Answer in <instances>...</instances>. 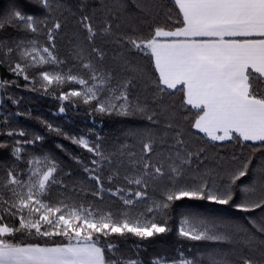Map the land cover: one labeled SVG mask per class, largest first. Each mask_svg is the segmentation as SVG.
<instances>
[{
    "label": "snow or ice",
    "instance_id": "snow-or-ice-1",
    "mask_svg": "<svg viewBox=\"0 0 264 264\" xmlns=\"http://www.w3.org/2000/svg\"><path fill=\"white\" fill-rule=\"evenodd\" d=\"M28 2L42 11V18L13 4L0 15V31L9 27L29 34L46 30L47 43L41 44L35 38L0 40V66L7 65L10 73L32 84L39 79L45 93L53 85H80L79 89L61 91V101L76 98L102 115L140 117L151 125H160L159 117H163L165 123L160 136L149 127L128 130L126 135L141 145L139 156L129 150L127 143L106 152L101 143L84 136L68 137L92 153L90 164L84 168L97 185L92 196L102 200L103 194L110 192L121 202L115 210L72 196L50 199L53 186L67 190L57 179L56 160L48 154L29 155L24 160L23 144H34L43 137L0 144V148L11 147L14 160L27 166L18 171L13 163L0 177V264H143L139 258L120 255L114 239L132 236L146 241L169 232L166 217L175 202L188 199L229 205L238 189L243 199L234 204L236 210L249 213L264 209V160L253 167V157L249 156L239 166L223 170L218 179L212 178V170L201 173L198 168L190 177L185 176L206 152L203 147L192 150L196 133L211 142H259L264 147V0H171L172 7L163 0H134L140 14L152 18L148 34L140 33L134 18L125 15L124 0H100L92 15L82 14L76 21L86 37L81 40L77 36L71 49L73 58L88 72L87 78L72 74L71 69L67 73L41 70L30 78V70L46 65L62 68L65 61L54 52L63 25L56 19L48 26L53 0ZM62 7L56 0V8ZM80 7H88L87 0ZM162 9L164 23L156 24ZM98 11L104 14L101 27L93 24ZM98 38L123 49L113 56L124 76L115 84L113 70L102 67L107 53L96 44ZM132 52L150 58V74L145 66L128 58ZM135 81L144 82L145 90L152 89L150 100L132 97ZM13 83L0 81V88ZM176 93L182 94L179 109L175 99L167 100ZM47 127L61 133L51 124ZM7 135L15 133L9 131ZM100 139L97 135V141ZM158 145H167V152L157 151ZM124 166L131 169V175L124 177L125 186L105 189L99 173L108 167L115 168L113 175H118ZM249 172L253 173L250 183L239 185L238 181ZM113 175H109V182ZM149 189L154 193L151 203L143 210L137 209L141 201L149 199ZM5 217L18 224L5 222ZM248 223L255 232L223 218L185 210L178 230L180 237L236 242L258 256L240 254L232 259L227 253L209 252L187 257L181 252L172 260L154 256L150 264H205V259L207 264H264V219L258 222L249 217ZM39 239L46 242H31Z\"/></svg>",
    "mask_w": 264,
    "mask_h": 264
},
{
    "label": "trees",
    "instance_id": "trees-1",
    "mask_svg": "<svg viewBox=\"0 0 264 264\" xmlns=\"http://www.w3.org/2000/svg\"><path fill=\"white\" fill-rule=\"evenodd\" d=\"M63 4L62 8H56V0H53V11L49 16L48 26H51L56 19H60L63 27L56 36L55 54L59 59L64 60L62 68L55 65H46L41 69H33L29 71V76L36 77L41 70L47 71H63L65 73L71 69L72 74L81 75L84 78L88 77V72L84 70L79 62L71 55L72 44L78 36L81 40L86 37L80 26L76 23L82 14L92 15V9L99 7L100 0H87L88 7L81 9L80 5L83 0H60ZM125 15L134 18L140 33L148 34L152 23L151 17H143L139 10L135 7L134 0H124ZM167 7H172L171 0H163ZM13 4L22 6L26 13L43 16L40 9L34 7L28 0H0V15H3ZM178 11V10H175ZM103 12H96L93 18V24L96 27L103 26ZM142 21H147L142 22ZM156 24L164 23V9L155 20ZM173 22H169L172 24ZM41 29L43 25L39 26ZM130 31V29H129ZM38 39L41 44H46V30L40 31L37 34H29L23 31H17L11 27L0 31V40L13 39ZM96 44L102 47L107 55L102 62V67L113 70L116 79L113 84L123 79L119 68L113 61V56L123 51V49L114 46L111 43L97 39ZM128 58L133 63H138L145 66L146 73L153 71L149 57H145L142 53L132 52L128 54ZM16 59L15 55L11 58ZM100 63V62H96ZM0 81H15L7 88H0V144L13 145L17 140H31L34 136L43 137L42 140L36 141L34 144H23L24 160L28 159L29 155L42 156L48 154L54 158L58 164L57 179L61 180L67 186V190L55 185L51 188L50 199L56 201L62 195L72 196L81 202H91L97 204L98 207L107 209L111 206L114 210L121 206V202L117 197H113L110 192L103 194V199L93 197L92 192L96 190L95 181L89 178L88 173L84 171L85 166L90 164L93 158L92 153L72 142L68 137L84 136L93 143L99 142L106 152H113L121 144L127 143L130 145L129 150L134 151L139 156L141 154V145L134 139L128 137L126 133L129 129H143L146 127L152 128L158 135H162L165 123L163 117L160 125H151L146 119L140 117H121L117 115H102L93 111L92 107L85 105L81 100L70 98L67 101H61L58 97L61 91L67 92L72 89H79L78 84L65 83L63 86L53 85L50 92L45 93L42 87V82L37 79L36 84L31 81H25L23 76L16 77L8 71V66H0ZM136 87L131 89L133 98L140 99L148 98L152 89L145 90L144 82L135 81ZM36 90H33V89ZM180 93H176L174 97H168L167 100L175 99L177 109L181 101ZM13 99L16 103H13ZM63 107L64 112L59 109ZM51 124L54 128L61 129V133L49 131L47 125ZM184 127L187 129L188 125ZM12 131L13 136H8L7 133ZM24 131L26 134L20 136L19 133ZM194 131V130H193ZM97 135L101 138L97 141ZM61 145L62 147H57ZM192 150L205 148L206 152L201 157V161H194L192 168H189L185 173L186 178L193 174V169L198 168L199 172L212 170V178H217L225 169H230L239 166L241 162L247 160L249 156L253 157V167L261 160H264V147L259 142H237V141H217L211 142L203 137V134L196 133L192 139ZM255 149V152H254ZM163 150L167 152V145H158L157 151ZM233 156L236 157L233 160ZM77 160L81 161L78 163ZM16 163L17 170L26 169V164L22 161H15L11 156V147L0 148V177L6 175L5 167ZM115 168L105 167L101 173V178L104 182L105 189L116 188L117 186H125L124 177L131 175V169L127 166L119 169L118 175H113ZM109 175H113V180L109 182ZM26 178V177H24ZM253 178V173L249 172L246 177L238 181L239 185L250 183ZM83 186V191H81ZM75 189V191H74ZM154 193L149 189V199L143 200L137 205V209L143 210L151 203V198ZM243 199V193L238 189L235 190L234 200L229 205H218L208 201L188 200L184 199L175 202L169 210L167 219V227L170 229L165 234L158 235L146 241H141L136 237L128 236L127 238H115L114 242L118 244V253L124 257L139 258L143 264H150L154 256L166 257L168 260L179 258V253L183 252L187 257H199L202 253H227L232 259H236L238 255L258 256V253L249 252L239 243H217L211 241H191L178 235L182 213L185 210H192L204 216L223 218L235 224L248 228L255 232V229L248 223V218L252 217L260 222L264 219V209H255L252 212L245 213L235 209L234 204L240 203ZM151 218V217H149ZM5 222L9 224H18V221H13L5 217ZM259 235V234H257ZM238 239V238H237ZM31 242L45 243L43 239L33 240ZM51 243V241H47ZM56 242H60L59 239ZM138 246V247H137ZM205 264L207 261L205 259Z\"/></svg>",
    "mask_w": 264,
    "mask_h": 264
}]
</instances>
